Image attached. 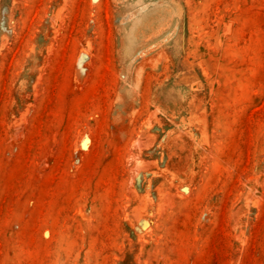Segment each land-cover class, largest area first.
<instances>
[{"label":"rangeland","instance_id":"1","mask_svg":"<svg viewBox=\"0 0 264 264\" xmlns=\"http://www.w3.org/2000/svg\"><path fill=\"white\" fill-rule=\"evenodd\" d=\"M0 264H264V0H0Z\"/></svg>","mask_w":264,"mask_h":264}]
</instances>
